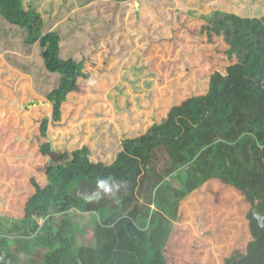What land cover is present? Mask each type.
Segmentation results:
<instances>
[{"label": "rangeland", "instance_id": "1", "mask_svg": "<svg viewBox=\"0 0 264 264\" xmlns=\"http://www.w3.org/2000/svg\"><path fill=\"white\" fill-rule=\"evenodd\" d=\"M83 1L60 0L52 11L72 7L53 29L60 57L84 61L89 77L68 95L61 121L50 120L48 137L41 123L52 116L47 94L61 74L46 69L39 45L17 64L0 52L1 215L22 217L32 181L45 186L47 168L73 150L87 145L94 159L112 153L118 140L145 133L192 95L221 114L236 102L264 110V40L244 39L264 36V0ZM254 211L264 215L258 173H219L181 202L167 264H264V228ZM78 220V239L91 242L90 214Z\"/></svg>", "mask_w": 264, "mask_h": 264}, {"label": "trees", "instance_id": "2", "mask_svg": "<svg viewBox=\"0 0 264 264\" xmlns=\"http://www.w3.org/2000/svg\"><path fill=\"white\" fill-rule=\"evenodd\" d=\"M57 5L60 0L28 6L24 0H0V52L17 64L39 45L46 69L61 74L47 94L53 113L42 120L45 137L50 120L61 121L63 103L79 79L89 77L84 61L60 57L61 35L53 28L72 7L52 14ZM244 39L250 44L264 36ZM205 101L204 95L184 99L145 133L118 140L112 153L98 159L84 145L65 163L50 165L45 186L32 181L35 193L22 217L0 214V264H167L166 245L181 202L219 173L257 172L264 200V110L236 102L221 114L208 111ZM40 149L49 154L51 141ZM109 178L120 184L114 195L83 198L97 190V180ZM85 213L91 216V242L78 239V216Z\"/></svg>", "mask_w": 264, "mask_h": 264}, {"label": "clouds", "instance_id": "3", "mask_svg": "<svg viewBox=\"0 0 264 264\" xmlns=\"http://www.w3.org/2000/svg\"><path fill=\"white\" fill-rule=\"evenodd\" d=\"M97 190L89 195H84L83 198L86 201H96L102 198V194L114 195L119 189L120 184L115 180L109 179H99L97 180ZM253 219L257 221V225L260 228H264V215L259 212H253Z\"/></svg>", "mask_w": 264, "mask_h": 264}, {"label": "water", "instance_id": "4", "mask_svg": "<svg viewBox=\"0 0 264 264\" xmlns=\"http://www.w3.org/2000/svg\"><path fill=\"white\" fill-rule=\"evenodd\" d=\"M158 182H159V180H158V179H156L155 183H158Z\"/></svg>", "mask_w": 264, "mask_h": 264}]
</instances>
